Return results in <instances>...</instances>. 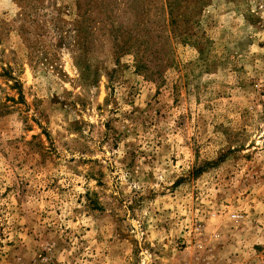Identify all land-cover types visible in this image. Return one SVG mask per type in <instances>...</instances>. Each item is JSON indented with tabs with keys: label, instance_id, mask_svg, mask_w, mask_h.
Wrapping results in <instances>:
<instances>
[{
	"label": "rangeland",
	"instance_id": "obj_1",
	"mask_svg": "<svg viewBox=\"0 0 264 264\" xmlns=\"http://www.w3.org/2000/svg\"><path fill=\"white\" fill-rule=\"evenodd\" d=\"M0 264H264V0H0Z\"/></svg>",
	"mask_w": 264,
	"mask_h": 264
}]
</instances>
